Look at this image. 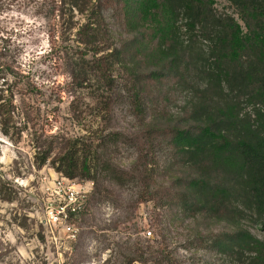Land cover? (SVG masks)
Wrapping results in <instances>:
<instances>
[{"label":"trees","instance_id":"trees-1","mask_svg":"<svg viewBox=\"0 0 264 264\" xmlns=\"http://www.w3.org/2000/svg\"><path fill=\"white\" fill-rule=\"evenodd\" d=\"M109 1L57 0L60 20L76 28L75 58L69 62L73 80L81 85L96 79L108 112L125 93L141 120L126 133L128 141L153 153V161L164 147L185 166L183 181H167L164 190L188 216L232 224L211 233L215 255L233 264H264V0H229L241 21L219 13L215 0H119L133 33L128 47L113 40L105 14ZM76 13L82 19L74 20ZM5 40L0 36L2 133L19 140L32 129L39 165L50 161L66 176L92 180L89 200L102 192L103 173L122 185L146 182L149 188L155 167H125L98 155L102 144L108 150L122 131H110L93 151L81 136L36 125L25 105L36 85ZM177 102L181 108L164 117L166 107ZM8 182L0 177V197L12 200ZM141 200L131 198L129 207ZM245 219L261 222L263 234L245 226ZM164 240L142 242L129 235L116 242L115 259L111 254L102 264H178Z\"/></svg>","mask_w":264,"mask_h":264},{"label":"rangeland","instance_id":"rangeland-1","mask_svg":"<svg viewBox=\"0 0 264 264\" xmlns=\"http://www.w3.org/2000/svg\"><path fill=\"white\" fill-rule=\"evenodd\" d=\"M120 3L110 0L105 14L114 42L128 47L133 33L125 26ZM58 5L57 0H0V36L18 53L24 71L36 85L32 98L27 96V110L33 111L31 117L38 127L81 136L93 151L110 131H122L125 135L115 144L110 142L108 150L102 144L98 155L102 152L125 167L144 163L155 167L150 169L154 171L148 181L152 184L149 188L146 182L122 185L103 173L102 192L89 200L94 182L76 177L77 188L83 183L90 187L87 210L83 212L82 206L66 220L63 216L56 219L49 211L66 202L64 190L56 184L63 173L50 161L43 165L36 161L32 129L25 130L19 140L0 130V177L9 180L7 186L15 194L12 200L0 197V264H102L111 254L115 259L116 242L129 235L142 242L150 238L153 243L163 237L178 264H233L215 255L211 245V233L226 231L232 224L202 214L188 216L164 190L167 181H183L188 173L185 166L173 160L164 147L153 161V153L128 141L126 133L141 124L128 96H117L108 112L102 108L96 79L81 85L73 80L69 62L75 58L76 28L69 29L60 20ZM215 6L219 13L234 14L241 21L229 0H215ZM80 18L76 13L74 20ZM181 106L182 102L168 105L163 116L171 117ZM151 111L148 109V117ZM136 197L143 200L135 208L129 207V200ZM129 213L131 219L127 220ZM243 223L257 235L263 234L261 222L245 219ZM107 243L112 244L107 247Z\"/></svg>","mask_w":264,"mask_h":264},{"label":"built area","instance_id":"built-area-1","mask_svg":"<svg viewBox=\"0 0 264 264\" xmlns=\"http://www.w3.org/2000/svg\"><path fill=\"white\" fill-rule=\"evenodd\" d=\"M57 187L64 190V198L66 200V202H64L63 204H61V208L56 209L54 206H51V209L49 211V214L58 219L60 216L64 217V219L66 220V218L71 215V212H74L79 210L80 208H82L83 206V212L86 211V204H87V200H88V194L90 191V187H86V185L83 183V185L81 184L80 188H77V185H80V183L78 184L76 177L75 178H71L69 176H66L64 174H62L61 177H59V179H57ZM66 207H68V210L66 211ZM62 217V218H63ZM68 230H71L73 235H76L75 228L70 224L67 223L66 224ZM151 232V231H149Z\"/></svg>","mask_w":264,"mask_h":264}]
</instances>
